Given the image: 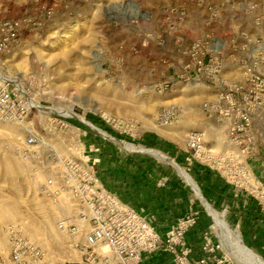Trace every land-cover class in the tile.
<instances>
[{
  "label": "rangeland",
  "instance_id": "rangeland-1",
  "mask_svg": "<svg viewBox=\"0 0 264 264\" xmlns=\"http://www.w3.org/2000/svg\"><path fill=\"white\" fill-rule=\"evenodd\" d=\"M32 1L0 0V18L32 15ZM211 1L221 7L222 15L210 31L223 43L238 25L253 31L240 14L237 24L230 20L231 3L238 0ZM176 4L188 11L180 30L185 41L199 38L205 14L187 0H56L55 18L46 28L25 34L19 47L0 58L8 76L29 90L34 103L50 111L41 113L33 107L21 121L0 122V264H13L6 226L24 220L29 241L46 250L54 261L78 260L68 238L57 229L58 209L37 196L43 176H32L33 166L21 153L24 148L52 147L48 161L55 165L87 158H99L101 164L106 147L123 150L118 142L139 149L167 146L184 158L178 168L191 179L193 187L177 173L179 202L187 201L177 222L179 226L191 224L184 235L186 241L189 232L204 224L205 230L196 236L200 243L208 235L222 244L220 255L229 264H251L238 251L233 235H226L219 227L220 218L229 231L238 234L242 246L264 263V229L256 230L255 212L249 209L254 200L241 190L239 182L225 181L199 161L201 154L196 158L188 147L191 132L201 130L205 134L200 146L219 154L228 150L216 119L205 108L215 101L217 88L205 79L186 82L176 77L180 72L170 67L174 60L170 43L157 44L163 12ZM235 9L240 13V6ZM261 32L264 34V29ZM235 58L243 56L236 54ZM224 61V78L239 79L242 66L229 52ZM163 82L169 87L159 93L156 86ZM30 137L37 141L28 144ZM90 146H99V152L91 153ZM259 153L263 156L264 149ZM197 166L210 170L228 186L232 199L224 207L216 208L204 196L208 184L191 172ZM248 167L264 181L259 164L249 162ZM226 168L236 171L233 165ZM241 186L245 189L243 183ZM257 221L264 225V214Z\"/></svg>",
  "mask_w": 264,
  "mask_h": 264
},
{
  "label": "built area",
  "instance_id": "built-area-1",
  "mask_svg": "<svg viewBox=\"0 0 264 264\" xmlns=\"http://www.w3.org/2000/svg\"><path fill=\"white\" fill-rule=\"evenodd\" d=\"M187 1L205 14L202 35L185 41L180 30L188 18V11L183 5L176 4L163 12L162 24L156 34L157 44L170 43L174 55L170 67L180 72L176 77L186 82L205 79L217 88L215 101L205 108L216 119L215 125L224 134L228 150L219 154L200 146L205 134L201 130L191 132L188 147L196 158L201 154L199 161L218 172L225 181L239 182L241 190L264 214V181L256 178L248 167L249 162L259 164L264 172V155L259 153L260 148L264 149V34L261 32L264 29V0L231 3V22L237 24L240 14L253 31L238 25L226 43L210 31L221 19V7L211 0ZM55 3L56 0H33L32 15L0 18V58L19 47L25 34L43 31L55 18ZM235 6H240V13ZM226 52L242 66L237 80L223 76ZM236 54L243 58L236 60ZM168 84L163 82L156 89L163 93ZM30 100L29 90L10 78L5 64L0 61V122L23 120L33 108ZM36 141L30 137L27 143ZM51 148L26 146L21 153L33 166L32 176H43L37 196L58 209L61 216L57 229L68 238L78 260L54 261L46 250L29 241L25 233L28 224L24 220L5 228L13 264H141L144 258L160 252L170 256L171 264H229L220 255L224 250L222 244L208 235L198 247L199 258H193L194 249L184 239L191 224L179 226L176 220L164 234L157 232L154 215L124 204L104 187L98 174L99 158L68 159L55 165L48 161ZM89 151L97 153L99 146H90ZM232 165L236 171L226 168ZM250 182L256 185L255 193L246 187ZM164 184L165 179L158 182L159 186Z\"/></svg>",
  "mask_w": 264,
  "mask_h": 264
},
{
  "label": "crops",
  "instance_id": "crops-1",
  "mask_svg": "<svg viewBox=\"0 0 264 264\" xmlns=\"http://www.w3.org/2000/svg\"><path fill=\"white\" fill-rule=\"evenodd\" d=\"M151 147L152 149L150 146L148 148L142 146L141 151H127L122 147H120L122 151H116L111 150L109 146L106 147V158L99 164L98 174L104 187L115 193L124 204L137 210L141 209L147 215H154L155 229L164 234L178 219L179 213L185 212L184 206L187 201L182 199V204L179 202L181 193L178 191V172L174 165L163 161L149 151L166 156L164 158L170 159L176 166L179 160L183 161L184 158L178 157L176 149H169L167 146ZM191 170L195 178L208 184V188L204 187V196L216 208L224 207L225 203L232 199L228 186L224 185L223 180H220L221 178L216 174L198 166ZM162 179H165V184L159 186L158 182ZM249 209L255 212L253 226L256 230L264 229V225L257 221L261 212L254 201ZM205 228L204 224H201L186 236L187 242L194 249V259L200 256L198 251L200 241L196 239V236ZM141 264H171V258L168 254L160 252L144 258Z\"/></svg>",
  "mask_w": 264,
  "mask_h": 264
},
{
  "label": "bare ground",
  "instance_id": "bare-ground-1",
  "mask_svg": "<svg viewBox=\"0 0 264 264\" xmlns=\"http://www.w3.org/2000/svg\"><path fill=\"white\" fill-rule=\"evenodd\" d=\"M29 104L32 106V107H35L37 110H38V112H43V113H48V112H50V111H48L47 109H44V108H42V107H40V106H38L36 103H34V101H33V99H31L30 100V102H29ZM59 113H61V112H59ZM67 114V113H66ZM65 114V115H66ZM99 133V132H98ZM99 134H101L102 135V133H99ZM104 135V134H103ZM117 143V142H116ZM118 144L120 145V147H122V148H124L125 150H127V151H137V150H140L141 151V149H139V148H136V147H134V146H131L130 144H126V143H122V142H118ZM151 154H153V155H155V156H158L160 159H162L163 161H166V162H168V163H170V164H173L174 165V167L177 169V172L178 173H180V175L186 180V182L187 183H189V184H191L192 185V187H193V184L191 183V181H190V179H188L187 178V176H186V174L181 170V169H179L178 168V166H176L174 163H172L171 161H170V159H168V158H164L163 156H161L160 154H158V153H155V152H151V151H149ZM247 185H249V188L251 187V188H253L254 189V191H253V193H255V187H256V185L255 184H252L251 182L249 183V184H247ZM247 187V186H246ZM195 188V187H194ZM210 211V210H209ZM217 220H218V218H217ZM219 225H221V226H219V227H221V229H224V231H225V233L226 232H229V234L228 233H226V235L228 234V235H233V237H231L235 242V245H236V247L237 248H239V252L245 257V259H247V260H249V262H252L251 264H264L258 257H256L252 252H250L249 250H247V249H245L243 246H242V244H241V242H240V239H239V237H238V234L237 233H233V232H231V231H229V229H227V227H226V225L222 222V220L219 218ZM218 225V224H217ZM228 237V236H227ZM237 238V239H236ZM227 239V238H226ZM229 240V239H228ZM237 251V250H236ZM236 258V257H235ZM244 263V262H243Z\"/></svg>",
  "mask_w": 264,
  "mask_h": 264
}]
</instances>
